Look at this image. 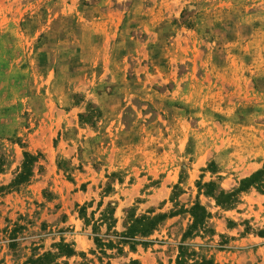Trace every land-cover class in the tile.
I'll return each mask as SVG.
<instances>
[{
	"label": "rangeland",
	"instance_id": "1",
	"mask_svg": "<svg viewBox=\"0 0 264 264\" xmlns=\"http://www.w3.org/2000/svg\"><path fill=\"white\" fill-rule=\"evenodd\" d=\"M0 264H264V0H0Z\"/></svg>",
	"mask_w": 264,
	"mask_h": 264
},
{
	"label": "trees",
	"instance_id": "2",
	"mask_svg": "<svg viewBox=\"0 0 264 264\" xmlns=\"http://www.w3.org/2000/svg\"><path fill=\"white\" fill-rule=\"evenodd\" d=\"M24 173L20 175V178L27 175L28 172V162L24 165ZM260 173L255 174L252 179H247L242 182L243 186L246 184H250L253 182V180L258 176ZM216 200L218 203H220L223 206L230 207L233 205L235 198L233 194H226L224 192H221L219 196L216 197ZM190 214L193 218V224L190 226V231L187 234H191L198 226L199 224H203L206 217H208V214L206 210L200 206L199 204L194 205L190 209ZM162 218V216H147L143 215L141 217H135L133 216L130 218L128 222V226L126 229V232L123 234L125 240L124 243L127 242L130 239H136V238H146L149 237L157 228L159 227V220ZM96 244L100 243V240L98 238H95ZM111 245V244H110ZM132 245V244H131ZM60 249V253L63 256L71 257L75 255V251L72 248L70 244L67 243H61L58 245ZM52 254H47L43 256L42 258H39L36 260V262L42 263L44 260H48V258L52 257ZM181 260V259H180Z\"/></svg>",
	"mask_w": 264,
	"mask_h": 264
}]
</instances>
